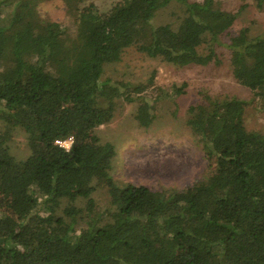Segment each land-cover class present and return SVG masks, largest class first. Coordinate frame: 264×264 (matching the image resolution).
Segmentation results:
<instances>
[{"label": "trees", "instance_id": "trees-1", "mask_svg": "<svg viewBox=\"0 0 264 264\" xmlns=\"http://www.w3.org/2000/svg\"><path fill=\"white\" fill-rule=\"evenodd\" d=\"M41 1L0 0V264H264V132L241 121L250 100L203 93L189 106L187 124L215 168L181 190L121 185L110 174L115 146L95 133L120 99L138 101L142 126L154 120L142 94L156 70L148 83L102 78L131 47L208 65L220 63L216 47L228 36L233 77L264 110V35L231 33L238 12L220 0H176V25L153 22L173 0H116L106 10L64 0L65 22L43 16ZM14 126L31 149L22 161L8 145ZM68 137L69 150L56 143ZM97 180L110 206L96 210Z\"/></svg>", "mask_w": 264, "mask_h": 264}, {"label": "rangeland", "instance_id": "rangeland-1", "mask_svg": "<svg viewBox=\"0 0 264 264\" xmlns=\"http://www.w3.org/2000/svg\"><path fill=\"white\" fill-rule=\"evenodd\" d=\"M115 1L85 0L83 5L94 3L101 10H106ZM220 2L225 9L238 12L237 19L230 28L231 33L249 26L253 35H264V2L262 5H259V0ZM38 8L49 19L62 22L68 20L64 0H42ZM183 8L182 3L171 1L156 13L154 24H178L184 15ZM223 39L222 44L216 47L220 63L176 66L131 47L123 53L120 61L105 65L103 79L108 77L132 84L148 83L156 70L155 82L142 94L144 99L154 104L155 117L149 126H142L136 118L138 101L128 103L120 99L116 100L117 108L112 121L95 129L97 143L111 142L115 146L110 174L118 183L145 185L157 190H181L207 179L213 173V161H210L199 138L192 134L187 124L189 106L202 101L203 93L250 100L241 115V121L250 130L264 132V110L257 105L256 100H252V91L233 77L230 52L226 46L228 36ZM184 82L187 84L185 93L155 99L161 89L171 93L173 87H180ZM6 126L0 120V134ZM8 145L19 161L26 159L31 153L27 133L21 126L12 128V138ZM95 186L93 197L96 210L97 207H109L105 185L97 180ZM78 205L85 207V202Z\"/></svg>", "mask_w": 264, "mask_h": 264}, {"label": "built area", "instance_id": "built-area-1", "mask_svg": "<svg viewBox=\"0 0 264 264\" xmlns=\"http://www.w3.org/2000/svg\"><path fill=\"white\" fill-rule=\"evenodd\" d=\"M72 142H73V137H68L66 139H59V140L56 141V143L58 145H60L61 147L66 148L67 150L70 149Z\"/></svg>", "mask_w": 264, "mask_h": 264}]
</instances>
